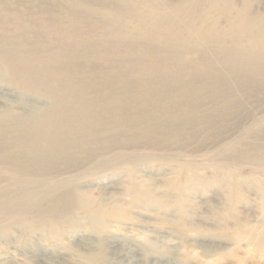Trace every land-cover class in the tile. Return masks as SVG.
<instances>
[{"label":"rangeland","instance_id":"374dc122","mask_svg":"<svg viewBox=\"0 0 264 264\" xmlns=\"http://www.w3.org/2000/svg\"><path fill=\"white\" fill-rule=\"evenodd\" d=\"M197 1L148 0L142 16L139 7L129 10L140 0H0V50L57 70L46 82L52 95L72 73L85 100L106 98L90 109L89 127L73 124L69 156L50 160L15 146L21 131L12 120L22 105L0 111V264H123L110 240L136 258L132 264H264V56L248 73L228 72L217 83L201 70L170 73V61L166 79H154L150 90L154 74L138 73L155 63L150 47L168 56L166 31L177 25L158 13L171 17ZM218 6V32L236 12L264 20V0ZM58 28L69 35L66 52L53 40ZM222 38L229 46V35ZM11 93L28 112L51 105ZM77 194L91 199L89 212ZM65 196L67 211L52 213ZM99 242L106 250L98 254Z\"/></svg>","mask_w":264,"mask_h":264},{"label":"bare ground","instance_id":"6f19581e","mask_svg":"<svg viewBox=\"0 0 264 264\" xmlns=\"http://www.w3.org/2000/svg\"><path fill=\"white\" fill-rule=\"evenodd\" d=\"M220 1L200 0L192 4V6L189 5L190 7L185 5L184 7L173 8L171 17H167L162 12L158 13L159 21L164 22L168 19V22H172L177 26L169 27L166 31L164 48L167 49V57H158L153 48H149L150 54H154L155 63L148 68L142 67L138 71L141 74L143 70L148 69L154 74L146 82L147 87H150L146 90L151 89L154 79L161 78L165 80V72L169 73L170 67L174 71L170 73L195 72L196 70L207 72L208 76L216 83L220 82L221 76L228 72L237 71L239 73L240 70H244L245 73H248L257 67L256 55L258 57L260 55L264 56V20L250 22L236 12L234 15H225L228 30L221 29L218 32L216 28L220 17L223 16L220 15L222 10L218 6ZM147 4L148 0H145V2L140 0L138 6L132 7L131 5L129 10L132 11L136 7L137 10L140 9L138 15L142 14L144 16L143 11L148 9ZM204 5L206 9L205 7L202 8ZM229 5L230 11H234L231 2H229ZM155 6L158 8L160 5L155 3ZM139 20L142 21V19ZM136 23L140 24L141 22ZM136 27L134 26L133 30L137 31ZM160 28L161 26H157L146 33V35L153 36L160 32ZM61 30L60 28L56 30L53 40L59 43V48L62 52H66L65 43L69 40V35H66ZM227 34L229 35V46L224 44L225 39L222 38ZM72 36L74 34L70 38ZM218 55L219 58H217ZM201 56L206 57L208 61L202 62ZM28 60H30L28 56L22 57L21 54L12 51L8 47L5 50H0V70L2 73L0 77L6 78L7 83L5 86L0 85V111H13V107L16 104L22 105L19 107L22 110L15 111L16 115L13 116L12 120V123L16 124L21 131L17 136L15 146L24 154L31 156V159L50 160L57 156L68 157L69 153L67 151L73 144L71 139L73 124L79 122L83 124L84 128L89 127L90 109L94 104H103L106 98L98 93L96 94L95 102L88 99L85 100V90L75 85L72 73H67L66 75V89L56 95H52L49 84L46 82L57 75L58 71L47 64L32 66ZM167 61L172 62L173 66H166ZM69 65L70 63L65 60L62 66L69 68ZM14 89H17L20 93L48 98L51 100V105L42 112H38L36 108L31 109L32 112H28L26 104L18 103L16 96L11 93ZM68 92H73L74 95L71 93L69 101H66L64 98ZM37 140L41 143L39 149L30 143L31 141L34 143ZM11 152V146H7L4 149V153ZM17 157L18 154L14 158L16 159ZM47 185V182H43L42 187L45 188ZM70 199H72L70 196L68 198L66 196L65 198H56L49 208L50 211L64 214L67 211L66 202L70 201ZM74 200L82 209L89 212L91 199L88 196L77 194ZM13 208H17L15 202H13ZM117 245L118 243L114 240H110L107 243L108 248L116 251L115 255L119 262L124 261L123 264H132V261H135L136 258L128 257L129 255L127 254V256L126 252L124 254L117 253L119 249ZM104 250H106V245L102 246L100 244L97 248V253H103ZM92 251L93 248L88 252ZM97 262V264H102L99 261Z\"/></svg>","mask_w":264,"mask_h":264}]
</instances>
